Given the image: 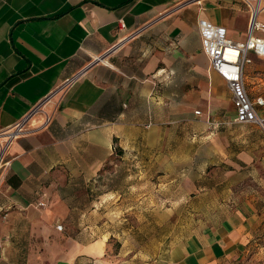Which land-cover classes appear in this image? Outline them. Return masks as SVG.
<instances>
[{
  "label": "crops",
  "instance_id": "obj_1",
  "mask_svg": "<svg viewBox=\"0 0 264 264\" xmlns=\"http://www.w3.org/2000/svg\"><path fill=\"white\" fill-rule=\"evenodd\" d=\"M258 18L264 21V13ZM249 19L243 0H0V144L6 162L0 167V264L240 259L264 221L250 199L215 203L210 197L202 224L147 260L140 253L109 254L73 197L116 147L160 143L148 141L147 132L159 130L164 117L172 122L197 105L204 118L213 115L220 124L236 116L232 92L209 68L199 22L224 27L227 38L241 42ZM248 58L243 77L254 101L264 98V58L251 51ZM77 74L56 104H43L27 120L26 132L5 143L18 121ZM262 105L255 109L264 119ZM227 160L247 162L241 154Z\"/></svg>",
  "mask_w": 264,
  "mask_h": 264
},
{
  "label": "rangeland",
  "instance_id": "obj_2",
  "mask_svg": "<svg viewBox=\"0 0 264 264\" xmlns=\"http://www.w3.org/2000/svg\"><path fill=\"white\" fill-rule=\"evenodd\" d=\"M56 101L57 96L47 107ZM195 108L199 113L184 112L172 122L164 117L159 130L147 132L148 141L160 143L116 147L73 197L86 208L83 220L93 237L106 240L109 254L140 253L148 260L164 253L202 224L210 197L215 203L250 199L264 215V122L235 116L220 124ZM240 154L247 162H228ZM234 264H264V221Z\"/></svg>",
  "mask_w": 264,
  "mask_h": 264
},
{
  "label": "built area",
  "instance_id": "obj_3",
  "mask_svg": "<svg viewBox=\"0 0 264 264\" xmlns=\"http://www.w3.org/2000/svg\"><path fill=\"white\" fill-rule=\"evenodd\" d=\"M250 10L247 37L244 41L236 42L225 36V29L215 26L205 20L199 22V32L202 42V50L207 55L209 68L216 71L227 83L233 96V104L236 110L235 120L239 122L258 121L264 119L257 116L254 104H264V98L257 97L252 101L245 89L243 67L249 61L248 53L251 51L257 57L264 58V21L259 20L258 15L264 11L262 0H243ZM258 32H261L259 34ZM98 59V57H97ZM78 74L68 77L59 83L44 100L35 105L33 109L20 121H18L5 136V143L26 132L27 120L35 113L41 112L43 104L51 102L57 96L56 103L75 83ZM54 103V104H56ZM199 113V110H195ZM4 144H0V167L6 162L3 156ZM44 205V202H39ZM62 228L61 224L56 226ZM1 243V242H0Z\"/></svg>",
  "mask_w": 264,
  "mask_h": 264
},
{
  "label": "water",
  "instance_id": "obj_4",
  "mask_svg": "<svg viewBox=\"0 0 264 264\" xmlns=\"http://www.w3.org/2000/svg\"><path fill=\"white\" fill-rule=\"evenodd\" d=\"M98 59H100V57H98Z\"/></svg>",
  "mask_w": 264,
  "mask_h": 264
},
{
  "label": "bare ground",
  "instance_id": "obj_5",
  "mask_svg": "<svg viewBox=\"0 0 264 264\" xmlns=\"http://www.w3.org/2000/svg\"><path fill=\"white\" fill-rule=\"evenodd\" d=\"M259 2V1H258Z\"/></svg>",
  "mask_w": 264,
  "mask_h": 264
},
{
  "label": "trees",
  "instance_id": "obj_6",
  "mask_svg": "<svg viewBox=\"0 0 264 264\" xmlns=\"http://www.w3.org/2000/svg\"><path fill=\"white\" fill-rule=\"evenodd\" d=\"M121 150V149H120Z\"/></svg>",
  "mask_w": 264,
  "mask_h": 264
}]
</instances>
